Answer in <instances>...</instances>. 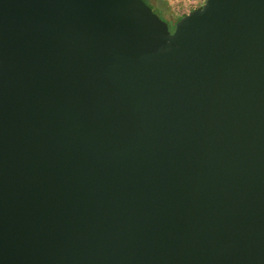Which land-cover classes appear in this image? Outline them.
I'll return each instance as SVG.
<instances>
[{"label": "water", "instance_id": "obj_1", "mask_svg": "<svg viewBox=\"0 0 264 264\" xmlns=\"http://www.w3.org/2000/svg\"><path fill=\"white\" fill-rule=\"evenodd\" d=\"M0 264H264V0H0Z\"/></svg>", "mask_w": 264, "mask_h": 264}, {"label": "rangeland", "instance_id": "obj_2", "mask_svg": "<svg viewBox=\"0 0 264 264\" xmlns=\"http://www.w3.org/2000/svg\"><path fill=\"white\" fill-rule=\"evenodd\" d=\"M202 0H148L152 10L169 24L175 21L177 13L187 12L190 7L200 5Z\"/></svg>", "mask_w": 264, "mask_h": 264}, {"label": "trees", "instance_id": "obj_3", "mask_svg": "<svg viewBox=\"0 0 264 264\" xmlns=\"http://www.w3.org/2000/svg\"><path fill=\"white\" fill-rule=\"evenodd\" d=\"M145 2H147L148 3V0H145ZM149 4V3H148ZM197 6V5H196ZM194 6H192V7H190V8H193ZM185 12H180V13H177V16H176V18H175V20L177 19V18H179L181 15H183Z\"/></svg>", "mask_w": 264, "mask_h": 264}, {"label": "flooded vegetation", "instance_id": "obj_4", "mask_svg": "<svg viewBox=\"0 0 264 264\" xmlns=\"http://www.w3.org/2000/svg\"><path fill=\"white\" fill-rule=\"evenodd\" d=\"M173 24V23H172ZM172 24H169V28L171 29L172 28Z\"/></svg>", "mask_w": 264, "mask_h": 264}]
</instances>
